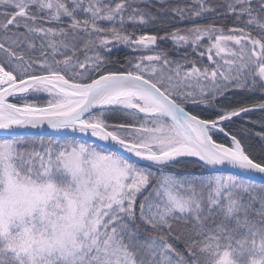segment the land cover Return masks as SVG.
<instances>
[{
	"label": "snow or ice",
	"instance_id": "6c2138e0",
	"mask_svg": "<svg viewBox=\"0 0 264 264\" xmlns=\"http://www.w3.org/2000/svg\"><path fill=\"white\" fill-rule=\"evenodd\" d=\"M256 112L264 0H0V264H264Z\"/></svg>",
	"mask_w": 264,
	"mask_h": 264
},
{
	"label": "trees",
	"instance_id": "16d2710c",
	"mask_svg": "<svg viewBox=\"0 0 264 264\" xmlns=\"http://www.w3.org/2000/svg\"><path fill=\"white\" fill-rule=\"evenodd\" d=\"M128 54L129 53H128L127 49L121 48L115 53V57L119 58L120 60H124L126 58V55H128ZM242 98L243 97H240V96L237 97V99H242ZM250 115L252 116V118L254 120H257V121H259L261 119H264V114H261L259 112L252 113ZM231 127H233V129L235 130V129H238L240 127V124L237 123L236 125L231 126ZM258 130H259V126L258 125H254L253 126V143H255V140L257 139L255 137V132L258 131ZM214 139H216L218 142H221V141H223L224 138L220 137V136H215ZM257 148H258V145H257ZM185 168L188 171H193V172H198L199 171V169L195 166L194 163L186 165Z\"/></svg>",
	"mask_w": 264,
	"mask_h": 264
},
{
	"label": "water",
	"instance_id": "95a60500",
	"mask_svg": "<svg viewBox=\"0 0 264 264\" xmlns=\"http://www.w3.org/2000/svg\"><path fill=\"white\" fill-rule=\"evenodd\" d=\"M146 31H148V32H153V31H155V30H154V29H148V30H146ZM186 159H189V160L195 161V158H186Z\"/></svg>",
	"mask_w": 264,
	"mask_h": 264
},
{
	"label": "rangeland",
	"instance_id": "374dc122",
	"mask_svg": "<svg viewBox=\"0 0 264 264\" xmlns=\"http://www.w3.org/2000/svg\"><path fill=\"white\" fill-rule=\"evenodd\" d=\"M217 136H220V135H217ZM220 137H222V136H220Z\"/></svg>",
	"mask_w": 264,
	"mask_h": 264
}]
</instances>
